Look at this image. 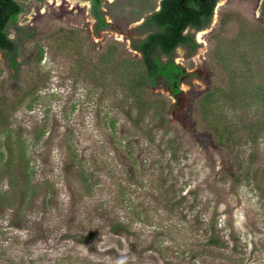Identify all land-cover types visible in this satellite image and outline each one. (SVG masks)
<instances>
[{
	"label": "rangeland",
	"instance_id": "rangeland-1",
	"mask_svg": "<svg viewBox=\"0 0 264 264\" xmlns=\"http://www.w3.org/2000/svg\"><path fill=\"white\" fill-rule=\"evenodd\" d=\"M18 1L0 264H264L262 0H220L194 53L175 50L178 96L134 86L132 40L160 0H103L99 31L90 0Z\"/></svg>",
	"mask_w": 264,
	"mask_h": 264
},
{
	"label": "trees",
	"instance_id": "trees-1",
	"mask_svg": "<svg viewBox=\"0 0 264 264\" xmlns=\"http://www.w3.org/2000/svg\"><path fill=\"white\" fill-rule=\"evenodd\" d=\"M90 1L91 12L96 19L95 30L99 31L108 26L101 10L103 0ZM215 2L216 0H160L158 10L155 4H151L148 8L150 12L138 27L144 37L132 40V48L140 52L141 63L145 68L134 79L135 87L144 84L157 86L161 81L172 95L178 96L181 93L179 82L185 71L181 64L173 60L175 49L183 45L190 53L195 51L199 44L195 42L191 32L184 33V30L186 27L201 29L208 25L214 14ZM26 10L18 0H0V50L15 70L20 65V40L11 38L10 31L14 30L18 35L22 33L24 27L18 24V20ZM146 10L147 8L139 10V15ZM211 96L209 89L204 100H209Z\"/></svg>",
	"mask_w": 264,
	"mask_h": 264
},
{
	"label": "flooded vegetation",
	"instance_id": "flooded-vegetation-1",
	"mask_svg": "<svg viewBox=\"0 0 264 264\" xmlns=\"http://www.w3.org/2000/svg\"><path fill=\"white\" fill-rule=\"evenodd\" d=\"M263 1H264V0H262V4H261V13H262ZM219 2H220V0H216V2H215V6H216V7L219 6ZM215 6H214V8H215ZM158 9H159V5L156 7V10H158ZM214 10H215V9H214ZM213 15H214V14H213ZM212 17H213V16H212ZM211 20H212V18H211ZM211 20H210V22H211ZM210 22H209V23H210ZM209 23H208V25H209ZM220 23H221V22H220ZM208 25H206L205 27H203V28H201V29H195V28L186 27V29L184 30V33H188V32L190 33V32H191V33L193 34V37H194L195 42H197V41H196V34H197V38H198V34H199L201 31H203L204 29H206V28L208 27ZM197 44H198V42H197ZM178 47L185 49L186 52H188L189 54H193V53H194V52L190 53L189 50H188V48L185 47V46H183V45H179V46H177L176 49H177ZM197 48H198V46H197ZM197 48H196V49H197ZM176 49H175V50H176ZM196 49H195V50H196ZM175 52H176V51H175ZM139 53H140V52H139ZM173 60H174L176 63L181 64V63L177 60V55H176V54H175Z\"/></svg>",
	"mask_w": 264,
	"mask_h": 264
},
{
	"label": "bare ground",
	"instance_id": "bare-ground-1",
	"mask_svg": "<svg viewBox=\"0 0 264 264\" xmlns=\"http://www.w3.org/2000/svg\"><path fill=\"white\" fill-rule=\"evenodd\" d=\"M57 1H58V0H57ZM58 2H60L59 4H63L62 0H59ZM67 2H70V3L73 4V6H74V5H76V4L79 3V0H68ZM85 4H86V3H85ZM204 33H205V30L201 31V32L198 34V39H199L200 41L203 40V35H204ZM202 42H203V41H202Z\"/></svg>",
	"mask_w": 264,
	"mask_h": 264
}]
</instances>
